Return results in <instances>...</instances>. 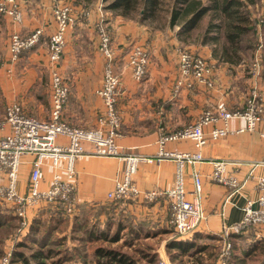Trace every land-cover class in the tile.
<instances>
[{"label":"crops","instance_id":"1","mask_svg":"<svg viewBox=\"0 0 264 264\" xmlns=\"http://www.w3.org/2000/svg\"><path fill=\"white\" fill-rule=\"evenodd\" d=\"M18 3L23 12V20L20 23H13L10 16L0 12V122L4 121L5 105L11 101H18L27 114L39 119H47L50 110L49 82L52 63L49 59L48 38L55 29L50 2L18 0ZM81 5L82 0L74 5L78 9L76 22L65 35L61 58L53 64L68 84L69 97L65 102L62 117L71 125L93 127L101 110V99L96 89L101 84L104 56L98 50L92 19L96 20L102 15H105L115 38L112 43L113 68L121 81L115 105L120 117L116 142L122 154L134 153L156 157L158 139L162 132L177 131L192 123L202 110L218 104L223 103L229 110L244 107L255 80L251 73L252 61L249 60V66L243 61L230 64L219 60L213 54L212 46L215 45L213 42L212 46H207L208 42L194 46L189 44L192 46L188 47L191 51L204 55L214 64V84L212 87L197 86L191 90L182 88L175 91L178 49L181 48L179 42L186 43L184 39L193 28L180 34L177 33V29L176 32H172V36L175 37L173 41L161 43L156 38L158 34L153 33L157 29L150 30L148 29L150 26L135 19L124 18L104 7L103 10L95 7L96 9L85 15L79 11L83 6ZM36 27L43 28L39 42L22 50L18 59L11 62L8 50L10 34L17 30L25 35ZM131 42L141 44L149 54L147 72L141 81L132 78L127 64V52L132 46ZM261 54L262 78L257 79V87L264 92L262 48ZM247 67H250L249 70ZM9 68L11 71H8ZM244 124V119L232 118L229 121V128L235 130ZM210 127L204 126V132L207 133ZM7 131L6 124L0 126V136ZM261 132H264V124L259 125L255 131H233L219 139L209 140L201 148L203 160L193 164L185 163L183 170L187 198L192 199L194 196V171L200 174L202 185L200 204L205 218L192 232L184 235L174 232L169 222L171 216L169 201L165 196L156 194L150 198L144 195V192L157 191L172 185L175 178V161L172 157L162 156L159 161L152 162L140 161L133 179L140 193L119 202V208H122L121 211L137 225L139 232H153L155 236L171 234V237L163 240L164 243L172 238L184 242L195 241V244L196 240L203 237L220 240L222 227L239 221L246 199L257 194L255 178L259 174H264V136ZM59 141L63 139L59 138ZM89 148L87 145V149ZM195 149L190 139L169 140L164 143V150L168 151ZM32 160L33 156L29 154L22 157L17 180L19 193L27 189ZM219 161L225 162V175L235 176L240 183L246 180L238 190L218 183L210 177L215 163ZM255 162L260 164L254 166ZM74 166L77 197L74 214L90 207H96V211L101 209L102 213H96L101 218L106 217L101 219L102 223L99 226L102 227L111 214H116L106 209L112 201L107 197V193L114 188L115 179L120 174L123 162L116 156L84 154L76 158ZM42 171L41 187L44 188L51 180L52 170L50 166L44 165ZM46 206L50 205L41 204L27 208L29 225L30 219L39 213L41 216L46 215ZM4 207L10 206L0 201V209ZM3 211L15 216L12 207ZM252 231L255 238L264 237L263 231L254 228ZM245 234L248 236V231ZM253 238L249 235L246 243ZM163 253L161 247L159 255Z\"/></svg>","mask_w":264,"mask_h":264},{"label":"built area","instance_id":"2","mask_svg":"<svg viewBox=\"0 0 264 264\" xmlns=\"http://www.w3.org/2000/svg\"><path fill=\"white\" fill-rule=\"evenodd\" d=\"M51 13L55 21V29L48 38L49 59L52 63L50 72V110L47 119H39L27 115L18 101H11L5 105L4 121L8 131L0 136V201L13 209V214L21 225L27 226V208L41 204L57 205L65 214L72 215L76 209V158L84 154H99L116 156L123 162L119 176L115 179V186L107 193L111 200L124 201L140 193L134 183L140 161H159L162 156L172 157L175 161V178L171 186L157 191L144 192L146 197L156 194L165 196L169 201L170 224L178 235H184L197 228L205 215L200 204L202 191L200 174L193 172L194 196L187 198L184 184L185 163H195L203 160L201 148L209 141L226 136L230 132L255 131L264 124V92L259 90L257 79L262 78V43L259 42L252 58L251 73L255 78L250 87L245 105L241 109L229 110L222 103L206 108L187 126L162 134L158 139L156 157L141 154L120 152L116 142L120 117L116 109V99L120 91L121 81L113 68L114 52L110 45L108 32L103 23L97 24L99 51L104 56V68L101 84L96 93L101 99V110L97 123L93 127L83 128L67 123L63 117V108L69 91L68 85L58 71L56 64L61 58L67 31L76 22L74 5L68 0H49ZM101 8V5L99 9ZM0 12L11 17L17 24L23 20V12L18 0H0ZM43 33L42 27L34 28L30 33L22 35L14 30L8 40V50L11 62L18 59L22 50L39 42ZM261 40V38H260ZM149 54L144 46L132 44L127 52V64L132 78L141 81L146 75ZM8 71H11L9 68ZM214 64L204 55L188 49H178V77L174 90L182 88L194 89L197 86L212 87ZM232 118H242L245 124L235 130L229 128ZM210 125L207 133L203 127ZM264 136V132H261ZM62 138L63 141H59ZM193 141L195 150L168 151L164 150V143L169 140ZM87 145L90 146L87 149ZM32 155V165L29 172L27 189L23 193L17 190V180L22 157ZM225 162L219 161L214 165L210 177L212 180L228 185L238 190L241 183L233 175H225ZM255 162L253 165H259ZM50 166L52 176L49 184L42 188L43 166ZM257 194L247 198L242 206L241 219L230 225L223 226L220 234L222 247L219 253L220 263L228 256L232 244L229 240L231 233H238L248 227L264 232V174L255 178ZM10 252H6L3 261H8Z\"/></svg>","mask_w":264,"mask_h":264},{"label":"trees","instance_id":"3","mask_svg":"<svg viewBox=\"0 0 264 264\" xmlns=\"http://www.w3.org/2000/svg\"><path fill=\"white\" fill-rule=\"evenodd\" d=\"M102 2L104 3L103 7L105 9L117 12L124 18L138 20L141 23L158 18L160 13H164L167 17V26L172 28L177 27V33L179 34L194 28L204 16L208 15L207 21L200 34L201 42L215 43V45L212 46L213 54L219 60L230 64H237L242 61L248 63L247 60L249 56L254 54L260 41L264 52V19L259 22L256 18H251L248 5L253 4V0H102ZM256 34L259 36L257 44H252L250 48L248 44H243V38L246 35H251L252 39H254V37L256 38ZM245 49L246 51L249 49L252 50L250 53L247 52L245 54ZM53 206L54 207L50 211H48V209L46 210V216H41L39 213L38 216L33 218L28 235L22 241H18L16 248L9 258V263L18 260L23 264H30V260L23 255L19 247L29 246L26 244L28 242L38 241L48 243V241H52L54 237L52 233L54 230H56V228L59 229L61 225L67 222L64 211L57 205ZM116 217V215L111 214L105 223V228L100 227L97 222L86 224V219L79 217L78 214H74L71 218L72 221H68V223H71V226L77 229H82L83 234L80 236V239L83 237L92 238L96 236V240L115 242L121 237L120 232L125 227L127 232L131 231L135 234L143 233L145 239L155 236L153 232H139L133 225H124L120 219ZM43 218H45V220ZM15 220L16 217L10 214V212L0 210V225L2 223H8V226L11 225V227L15 229L17 227V224L13 222ZM112 227H114L113 232L110 231ZM141 229L143 228L141 227ZM252 230V227H248L238 233L230 234L229 240L232 247L230 256L228 258L226 257V264H245L244 260L250 254L248 250L253 249L256 251L264 249V237L255 238ZM246 231H248V236L250 235L252 238L254 236L249 242V249L246 248L243 251H235L237 250V245L241 242L239 239L246 240L248 238L245 234ZM129 235L131 237V240H129L130 243H125L128 241L126 240L123 243L124 246L133 245L131 243L133 242V236H131V234ZM63 238L64 236L61 237V240ZM144 245L148 248L147 244L144 243ZM166 246L176 247L175 251L170 252L171 259H175L178 255L186 254V252L192 255L196 253L201 255V252H203V248L195 244V241L184 242L183 240L172 238L167 241ZM133 251L138 258L147 260L146 263L148 264L153 262L156 258V254L151 251L144 252L141 248L134 249ZM52 252L53 250L50 248H40L32 252L30 257L34 261L33 264H46L42 259L51 257ZM219 253L220 252L217 250V252L210 256L209 261H201V263L218 264L220 262ZM94 255L99 257L96 260V264H136L134 259L135 256H129L126 252L123 253L102 245L96 246ZM146 256L147 258H145ZM103 257L106 259L101 261L100 258ZM262 264H264V259L262 260Z\"/></svg>","mask_w":264,"mask_h":264},{"label":"rangeland","instance_id":"4","mask_svg":"<svg viewBox=\"0 0 264 264\" xmlns=\"http://www.w3.org/2000/svg\"><path fill=\"white\" fill-rule=\"evenodd\" d=\"M68 1H70L73 5H76V2L79 0H68ZM203 1H206V0H203ZM82 5H81L82 8L79 11L82 12L83 14L87 15L89 12L93 11V9L95 7L96 8L98 7V9H99L100 5L102 6L101 10H103L102 8L104 6V3L102 2V0H82ZM248 8H249L250 15H251L252 19L256 18V20H258L259 22H261L262 19H264V0H253V4H249ZM77 10L78 9L75 7L76 18H77ZM166 18L167 17L164 13H160L158 18L142 22V23L146 24V26L147 25L150 26V28L148 27V29H150V30L157 29L156 32H153V31H151V32H153L154 34H158V35H156V38H158L159 42H161V43L168 41V40L173 41V38H175V37L172 36V32L174 33L177 31V27L168 28ZM207 18H208V15L204 16L201 19V21L198 22L197 25L190 31L189 36L184 39L187 41L186 43L184 41L179 42V46L181 47L180 49L190 50L188 47L191 45H189V44H193V46H194V45H199V43H202L200 34L204 28V25L207 21ZM105 19H106L105 15L99 16V18H96V20H95V18L92 19L93 27H94L93 33L95 35L96 40H98V44H97L98 50H99V39H98V33H97V24H99L100 22L105 25V30L108 32V35L110 38L111 48L113 45L112 43L115 39L114 34H112V30L109 28L108 21H106ZM257 35L258 34H256V38L254 37V39H252L251 35H246L243 38V44L244 45L248 44L249 48L252 46V44H254V45L257 44V40L259 41V36H257ZM150 40H151V37L149 38V42H150ZM132 44L133 43L131 42V45ZM208 45L212 46L213 43L208 42L207 46ZM251 50L252 49H249L248 51H246V49H245V54L247 52L250 53ZM252 58H253V55L249 56V58L247 60L248 63H246V64H248V66H249V60L251 62ZM103 68H104V62H103V67H102V73H103ZM249 68L250 67H247L248 70H249ZM101 77H102V75H101ZM101 80H102V78H101ZM49 91H50V87H49ZM68 97H69V92H68V95L66 97V102L68 100ZM27 115H29V114H27ZM29 116H33V115H29ZM33 117H35V116H33ZM80 127H82V126H80ZM110 202L111 203L106 206L107 211L109 210L111 213L112 212L116 213L115 214L117 216L116 218H119L120 221L122 222V224L133 225L135 227V229L139 230L137 225L134 224V222L129 218V216L125 215V213L121 211L122 208H119L120 207L119 202H122V201L112 200ZM53 207H54L53 205L46 206V210L48 209V211H50ZM9 208L4 207V208H1L0 210L1 211L9 210ZM62 211H63V209H62ZM5 212H7V211H5ZM79 212H78V214L81 217H83L84 219H86V222H85L86 224H90L92 222H97L98 224H101L102 223L101 219L106 218L105 216L103 218H101L98 215V213L100 214V213H102V211H101V209L96 211V207H94V208L90 207L87 210H84V211L82 210ZM96 212H98V213H96ZM65 215L67 218V222L64 223L63 225H61V227L59 229L56 228V230H54V232L52 233V236H54L52 241H48V243H43V242H38V241L28 242V243L25 242L29 246L19 247L21 252H23V255L30 260V264L34 263L33 259L30 257V254L32 252H35V250L40 249V248L41 249L50 248L53 250L51 257L42 259V261H44L46 264H96V260L99 257L94 255V251L96 249V246H99V245L109 247V248H113V249L121 251L123 253L126 252L129 256L131 255V256H135L137 258H138V256L133 251L134 249L141 248L142 250H144V252L151 251L154 254H156V258L150 264H204V263H201V261H205V262L209 261L210 256H212L213 253L217 252V250H218V252H220L221 247H222L221 243H223V241L219 240L218 238L214 240L211 238L203 237V238L196 240V244L199 247L203 248V252H201V255H199L198 253L192 255V254L186 252V254H181V255L176 256L175 259H171L170 252L175 251L176 247H172V246L167 247L166 246L167 241L169 239L165 243L163 241V240H165V238L171 237V234H170V236L158 235V236H153V237L145 239V237L143 236V233L142 234H135L134 232H131V231L127 232V229L125 227L120 232L121 237L118 238V240L115 242L96 240V236H94L92 238L83 237L82 239H80V236H82V234H83L82 229H77L74 226H71V223H68V221L69 222L72 221L71 218L74 215H68V214H65ZM33 218L30 219L31 222H32ZM45 218H43V219L45 220ZM13 222H15V224H17V227L15 229L13 227H11V225L8 226V223H2L0 225V264H23L22 262H20L18 260L10 262V263H9V259H8V261H5V260L3 261V257L6 254V252H10V255H9V258H10L13 250L16 248V244L18 243V241H22L28 235L29 230H30L29 224L27 226H25V225L23 226L19 223V220L17 218ZM105 225H103L102 228H105ZM114 227L111 230L112 232H113ZM129 234H131V236H133V242H131L133 245L124 246L123 243L126 240H128V241H126L125 243H130L129 240H131L130 239L131 237ZM62 236H64V238L61 240ZM239 240L241 242H239L240 244L237 245V250H235V251H241V250L243 251L244 249L248 248L250 241H248V243H246L247 239L246 240L245 239H239ZM144 243L148 245V248L144 245ZM161 247L164 250V253L162 255H159V251H160ZM248 251H250V254L244 260L245 264H262V260L264 259V249L256 250V251L251 249ZM155 252H157V253H155ZM230 253H231V251H230ZM230 253L228 254L227 258L230 256ZM135 257H134V259H135L136 264H148V263H146L147 260L140 259V258L137 259ZM145 258H147V256ZM198 258H200L201 260ZM227 258H225L222 263L219 262L218 264H226ZM105 259L106 258H104V257L100 258L101 261H104Z\"/></svg>","mask_w":264,"mask_h":264}]
</instances>
